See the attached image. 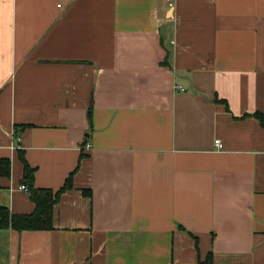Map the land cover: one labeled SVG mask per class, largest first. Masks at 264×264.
<instances>
[{
  "label": "crops",
  "instance_id": "obj_1",
  "mask_svg": "<svg viewBox=\"0 0 264 264\" xmlns=\"http://www.w3.org/2000/svg\"><path fill=\"white\" fill-rule=\"evenodd\" d=\"M18 151L37 188L79 167L0 264H264V0H0V205L29 214Z\"/></svg>",
  "mask_w": 264,
  "mask_h": 264
},
{
  "label": "trees",
  "instance_id": "obj_2",
  "mask_svg": "<svg viewBox=\"0 0 264 264\" xmlns=\"http://www.w3.org/2000/svg\"><path fill=\"white\" fill-rule=\"evenodd\" d=\"M216 101H220L217 100ZM223 101V100H221ZM224 102V101H223ZM87 120L89 127L93 126V102L90 100L87 110H86ZM256 116L260 115L258 113ZM258 118L262 121L261 116ZM29 126L28 124L16 125V128L20 131L25 127ZM17 132V130H16ZM19 157L23 164V181L27 185V190L30 194V198L34 203V210L29 214H12L6 208L0 205V228H12L17 231L23 230H51L54 228L53 223V209L54 205L59 201L61 195L70 190L73 187V174L76 169L79 167L77 165L75 171L71 172L65 179L63 185L56 191L49 188H37L34 187V169L30 167L24 158V153L18 151ZM87 154L84 152L80 153L79 161L82 158H85ZM80 163V162H79ZM11 171V162L7 157L0 158V178H8ZM82 193L85 196H90V189H84ZM180 229H183L182 226H179ZM197 244V238L192 235ZM198 264H214L213 253L210 251L207 253L205 258L199 259Z\"/></svg>",
  "mask_w": 264,
  "mask_h": 264
},
{
  "label": "built area",
  "instance_id": "obj_3",
  "mask_svg": "<svg viewBox=\"0 0 264 264\" xmlns=\"http://www.w3.org/2000/svg\"><path fill=\"white\" fill-rule=\"evenodd\" d=\"M58 6H61V4L59 3ZM17 140H18V138H17ZM18 141H19V140H18ZM215 144H216V146H220V142H219V140H215ZM85 147H86V148H89L90 145H89V144H86ZM19 188H20L21 190L27 191V187H26L25 184H21Z\"/></svg>",
  "mask_w": 264,
  "mask_h": 264
}]
</instances>
